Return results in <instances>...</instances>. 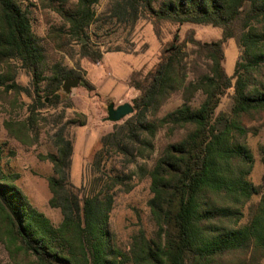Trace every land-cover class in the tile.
Returning a JSON list of instances; mask_svg holds the SVG:
<instances>
[{
    "label": "trees",
    "instance_id": "trees-1",
    "mask_svg": "<svg viewBox=\"0 0 264 264\" xmlns=\"http://www.w3.org/2000/svg\"><path fill=\"white\" fill-rule=\"evenodd\" d=\"M98 1L59 0L55 8L79 41L88 38ZM110 11L131 26L145 16L155 28L210 25L221 34L206 42L193 30L181 39L177 30L151 68L130 75L138 92L131 99L134 112L100 138L92 162L95 183L103 184L97 189L71 185L73 144L63 128L57 130L56 152L41 159L52 165L49 205L60 211L58 224L31 203L0 153L6 264H264V176L259 184L250 180L254 157L247 143L259 132L251 121L264 119V0H111ZM33 15L21 0H0V94L21 93L17 63L30 76L35 105L45 108L48 100L56 108L70 101L61 92L63 81L81 76L51 59L48 44L33 30ZM231 39L238 57L228 74L225 45ZM81 54L102 61L98 49L82 45ZM80 86L97 105L105 103L88 81ZM223 98L228 103L220 109ZM175 100L178 105L165 110ZM67 123L84 126L85 119ZM5 128L19 141L30 138L25 123ZM258 153L264 161V142ZM115 156L149 164L123 176L106 174L101 169ZM137 176L148 180L153 229H139L122 246L109 227L113 189L129 192Z\"/></svg>",
    "mask_w": 264,
    "mask_h": 264
},
{
    "label": "rangeland",
    "instance_id": "rangeland-1",
    "mask_svg": "<svg viewBox=\"0 0 264 264\" xmlns=\"http://www.w3.org/2000/svg\"><path fill=\"white\" fill-rule=\"evenodd\" d=\"M21 1L33 10V30L48 44L51 59L80 75L81 80L88 81L98 95L105 98L102 106L97 105L79 85L72 90L70 96L61 90L70 101L54 108L49 106L46 100L47 107L40 108L31 97L30 76L17 63H14V69L21 93L0 94V153L3 164L8 171L18 174L17 184L31 203L54 224H58L61 220L60 211L49 205L51 193L47 179L53 174L52 165L49 161L41 159L42 156L56 152L53 136L57 130L63 128L73 144L71 185L78 189L84 186L97 189L102 186L101 183H95L97 171L92 167V162L94 153L100 148V138L113 129L114 123L104 121L107 116V104L112 102L118 106L125 102L131 103V99L137 96L138 92L130 86V75L151 68L157 60L162 44L171 40L177 30L181 39L186 38L187 33L193 30L196 39L206 42L219 38L221 30L210 25L193 24L179 27L164 24L155 28L145 16L131 26L111 14V0H99L94 5L95 21L87 30L88 38L79 41L68 31V24H65L55 10L59 0ZM54 29L58 30L56 32L59 35L50 39L49 32ZM82 45L98 49L102 54L101 63L97 64L89 57L83 56ZM237 57L238 48L235 41L228 40L224 60L228 74L233 73ZM178 103L175 100L165 110L174 108ZM227 103L228 100L223 98L220 109H225ZM98 106L103 114L99 113ZM80 115L85 119L84 126L67 123L68 120H78ZM6 123H25L30 138L24 142L15 139L6 130ZM250 126L259 128L258 134H250L247 140L254 157L250 180L259 184L264 176V161H261L258 153V145L264 142V119L253 120ZM143 162L148 163L147 160L139 158L136 163L126 164L121 157L115 156L109 158L101 170L106 174L118 172L123 176V173L129 174ZM130 184L129 192H125L126 187L123 186L113 189L115 194L109 218L110 230L122 246H126L130 236L139 229L147 233H151L153 229L147 206L150 198L148 180L137 176ZM6 263L7 254L0 247V264Z\"/></svg>",
    "mask_w": 264,
    "mask_h": 264
},
{
    "label": "water",
    "instance_id": "water-1",
    "mask_svg": "<svg viewBox=\"0 0 264 264\" xmlns=\"http://www.w3.org/2000/svg\"><path fill=\"white\" fill-rule=\"evenodd\" d=\"M81 82L79 77H69L65 79L62 83L61 90L70 96L72 90L77 88ZM134 112V108L131 103L125 102L118 106H115L112 102L108 103L106 106L107 116L104 118V121H109L112 123H117L131 115Z\"/></svg>",
    "mask_w": 264,
    "mask_h": 264
},
{
    "label": "flooded vegetation",
    "instance_id": "flooded-vegetation-1",
    "mask_svg": "<svg viewBox=\"0 0 264 264\" xmlns=\"http://www.w3.org/2000/svg\"><path fill=\"white\" fill-rule=\"evenodd\" d=\"M81 82H82V80H81ZM81 82H80V84H81ZM80 84H79V85H80Z\"/></svg>",
    "mask_w": 264,
    "mask_h": 264
}]
</instances>
